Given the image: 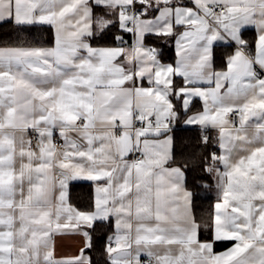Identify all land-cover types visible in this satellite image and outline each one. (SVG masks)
<instances>
[{"label":"snow or ice","instance_id":"1","mask_svg":"<svg viewBox=\"0 0 264 264\" xmlns=\"http://www.w3.org/2000/svg\"><path fill=\"white\" fill-rule=\"evenodd\" d=\"M0 32V264H264V0H0ZM181 119L201 136L178 160Z\"/></svg>","mask_w":264,"mask_h":264},{"label":"trees","instance_id":"2","mask_svg":"<svg viewBox=\"0 0 264 264\" xmlns=\"http://www.w3.org/2000/svg\"><path fill=\"white\" fill-rule=\"evenodd\" d=\"M47 27V26H45ZM4 32L8 31L7 29L3 30ZM43 36L47 37L49 32L40 33ZM3 33L0 32V36ZM254 31H249L247 33L248 38H254ZM174 57L173 53V44L169 42L163 48V60L167 62H172ZM219 55L216 59V64L223 65V60L219 58ZM175 141V152L177 159H181V154H190L195 148L199 146V138L201 136V128L192 126H184L182 119L175 123L173 131L171 132ZM215 135V133H213ZM205 184L213 185V182L206 180ZM195 195L194 199V208L196 215L198 217L207 218L210 213L213 212V202L215 200L214 192L211 187H200L194 190ZM69 202L80 210L88 209L93 205V189L92 185L89 182H73L69 186L68 191ZM112 229L105 228L103 230L97 231L95 235L94 243L96 245V250L94 253H91L93 260L102 261L104 259L102 253L106 238ZM208 235L204 232L201 233V239H207ZM230 242H217L214 245V249H220L227 246Z\"/></svg>","mask_w":264,"mask_h":264},{"label":"crops","instance_id":"3","mask_svg":"<svg viewBox=\"0 0 264 264\" xmlns=\"http://www.w3.org/2000/svg\"><path fill=\"white\" fill-rule=\"evenodd\" d=\"M254 31V30H253ZM255 33V32H254ZM127 39V37H126ZM173 44V53H174V57H173V61L172 62H167V61H164L165 63H174L175 60L177 59L176 57V52H175V44L174 42H172ZM222 49V46H217V56L220 54V51ZM220 58V55L218 57V59ZM216 67L217 69H220L223 67V65L220 64H216ZM201 108V102L197 101L196 102V109H200ZM194 109V111L196 110ZM182 123L184 126H188V127H192V126H196V127H199V125H186L182 119ZM215 133V132H213ZM172 135V134H171ZM73 182H89L91 183L92 185V189H93V203H94V197H95V185L92 181H87V180H76V181H72L70 182L73 183ZM69 184V186H70ZM212 190L214 192V197H215V200L213 202V206L217 200V191L214 187V183L212 185ZM68 191H69V188H68ZM68 201H69V198H68ZM70 203V202H69ZM71 204V203H70ZM72 205V204H71ZM74 206V205H72ZM75 207V206H74ZM78 209V208H77ZM113 233V230L112 232L110 233V235H112ZM232 244L233 242H230L227 246L223 247V248H220V249H214V252L215 253H221V252H224L225 250H227L228 248L232 247ZM78 247H79V244H78V237L75 236V235H67V236H64L63 238H60V237H56L55 238V254L56 256L59 258V257H69L73 254H75L78 250Z\"/></svg>","mask_w":264,"mask_h":264},{"label":"built area","instance_id":"4","mask_svg":"<svg viewBox=\"0 0 264 264\" xmlns=\"http://www.w3.org/2000/svg\"><path fill=\"white\" fill-rule=\"evenodd\" d=\"M175 125V124H174ZM174 127V126H173Z\"/></svg>","mask_w":264,"mask_h":264}]
</instances>
